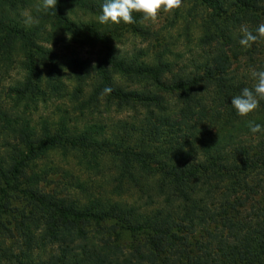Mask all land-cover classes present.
Instances as JSON below:
<instances>
[{
	"label": "trees",
	"instance_id": "16d2710c",
	"mask_svg": "<svg viewBox=\"0 0 264 264\" xmlns=\"http://www.w3.org/2000/svg\"><path fill=\"white\" fill-rule=\"evenodd\" d=\"M22 1L0 0V60H12L17 44L23 54L20 65L25 74L15 88L18 98L39 103L63 95L67 70L75 74L74 80H68L75 83L76 93L86 92L80 109L100 107L105 99L109 106L114 102L119 109L129 107L130 118L117 119L111 126L98 122L84 130L75 128L80 132L62 119L52 131L45 123L44 133L38 134L30 117L4 113V134L19 142L9 151L11 165L0 154V216L8 215L15 195L53 213L51 237L72 225L86 230L108 223L116 235L121 231L131 237V246L112 238L92 245L87 241L77 254L66 247L56 264H264V134H252L246 127L247 120L264 124V101L247 117L238 116L231 107L233 96L254 85L252 70H264V55L240 74L230 75L232 57L220 51L211 64L181 69L184 74L167 79L176 65L168 58V47L152 55H131L114 46L123 30L138 29L142 13L134 12L131 24H101L73 20L67 12L99 16L104 0H58L55 9L36 7L30 15L20 13ZM186 1L208 14L203 25L205 41L218 38L223 48L231 47L237 26L246 25L255 32L264 23V0ZM57 41L66 43L68 50L73 45L99 44L105 55L92 69L86 61L59 56L46 47ZM258 46L255 42L250 48ZM117 78L138 87L115 86ZM143 82L146 85L139 88ZM105 88L112 90L106 93ZM106 129L112 137L103 134ZM244 138L248 143L242 142ZM50 151H60L66 158L72 154L87 171L94 169L102 178L108 177L115 193L137 190L148 195L149 201L156 194L164 196L165 205L140 213L133 206L104 200L96 192L85 204L41 196L35 187L42 176L21 179L30 160ZM105 156L113 160V174H104L100 163ZM255 200L250 206L254 212L258 208L253 219L239 220L247 201ZM211 222L230 224L232 242L220 236L215 245L199 244L204 249L193 255L194 244L186 235L193 230L188 228L206 229ZM9 258L11 253L0 247V262Z\"/></svg>",
	"mask_w": 264,
	"mask_h": 264
},
{
	"label": "rangeland",
	"instance_id": "374dc122",
	"mask_svg": "<svg viewBox=\"0 0 264 264\" xmlns=\"http://www.w3.org/2000/svg\"><path fill=\"white\" fill-rule=\"evenodd\" d=\"M40 7V0H24L20 3V13L30 15L32 9ZM69 17L76 21L89 22L90 20L98 21V15L94 12L76 11L67 12ZM208 14L194 7L191 1L182 0V4L178 9L171 11H160L155 20H144L141 18L137 24L138 29L123 30L122 36L115 41L114 46L122 54H137L146 52L153 54L154 52L163 50L165 47L170 49L168 55L169 60L175 65L173 74L167 76L171 79L173 75L184 74L181 69L187 68L188 71L194 70L196 64H211V60L218 52H225L232 57L230 64L231 74L237 75L241 73L247 64H255V59L262 58L264 55V39H260L259 46L256 50L250 47H242L239 39L242 35L241 27H236L232 32V45L223 48L222 42L218 38L211 43H207L204 39L203 25L207 20ZM246 26V25H245ZM247 27V26H246ZM227 30V32H229ZM63 38L62 34L56 33ZM64 37L63 39H65ZM59 56L77 57L89 63L92 69H95L104 58L105 51L99 44L73 45L70 50L67 49L66 43L57 41V44L46 45ZM240 48V49H239ZM235 51H237L235 53ZM253 53H252V52ZM262 52V53H261ZM261 54V55H259ZM238 56V57H236ZM13 59L0 60V154L6 157L7 164L11 165L8 159L10 149L18 144L19 140L12 136L5 135L2 130L3 114L6 113L11 117L22 116L30 117L34 128L38 134H43L44 124L48 122L51 131L62 119L66 121L73 131L84 130L87 125L92 123H101V125H112L117 119H123L129 116V107L117 108L114 102L112 106L107 105V100H102L100 107L93 109H80L81 103L86 96L84 91L82 94L76 93V85L73 81L75 75L72 71L64 70V83L66 84L63 95L55 97L51 101L35 103L28 98H18L15 88L23 81L25 72L23 71L20 60L23 54L17 44L14 48ZM7 64V65H6ZM94 72V70H92ZM143 82L141 86L146 85ZM114 85L126 86L128 88H137L138 86L117 78ZM211 89L208 90L210 95ZM174 105V103H172ZM28 106V108H27ZM77 130H76V129ZM80 132V131H77ZM103 134L106 137H112V132L106 129ZM249 139H243V143H248ZM113 160L107 158L101 161L104 164V174H113ZM26 177L21 179L25 181L27 177L32 175L42 176L36 187L39 194L56 196L57 198H69L85 204L86 200L96 192L97 196L104 200L111 199L113 202H121L126 206H133L140 213H144L147 208H157L165 205L164 196L160 198L153 195V199L149 201L143 192L131 190L118 194L114 192V185L110 183L108 177H101V173L96 170L87 171L78 160L71 154L68 158L63 156L60 151H50L47 154H41L38 158L32 159L26 168ZM77 184V185H76ZM2 183L0 182V188ZM83 188L89 189L85 192ZM1 198V194H0ZM151 202V203H150ZM247 201V208H243L238 214V219L244 222L253 219L255 212L250 209L252 203ZM53 213L41 210L29 203L23 198L13 196L9 202V213L7 216H0V247L11 253L12 258L8 261H1L0 264H56L61 250L69 247L74 253L80 251V246L87 241L90 244H98L102 241L120 242L122 245L131 246L132 240L128 233L116 235L113 225L104 224L103 228H89L80 230L78 227L63 228L61 235L51 237L48 234L50 226L53 225ZM27 217V220H26ZM81 227V226H80ZM191 229L193 231H189ZM186 235L191 238L194 244L193 255H198L199 250L203 247H209L211 244H217L222 237H226L227 241L232 242L230 224L226 226L222 223L211 222L206 229L189 227ZM198 243V244H197ZM203 247L200 249L198 245ZM197 245V247H196ZM132 258L133 254H130Z\"/></svg>",
	"mask_w": 264,
	"mask_h": 264
},
{
	"label": "clouds",
	"instance_id": "9594fccd",
	"mask_svg": "<svg viewBox=\"0 0 264 264\" xmlns=\"http://www.w3.org/2000/svg\"><path fill=\"white\" fill-rule=\"evenodd\" d=\"M58 0H40V7L49 11L55 9ZM182 0H104L101 14L98 21L101 24H126L134 23L133 13H142L144 20H155L160 11H171L178 9ZM242 35L239 44L242 47H251L253 43L264 38V23L258 25L255 32L246 26H241ZM255 80L254 85L244 87L238 95L231 99V107L240 117H247L250 113L260 108L261 101H264V70L251 72ZM111 88H105V92H111ZM246 127L252 134H264V124L257 123L255 120H247Z\"/></svg>",
	"mask_w": 264,
	"mask_h": 264
}]
</instances>
